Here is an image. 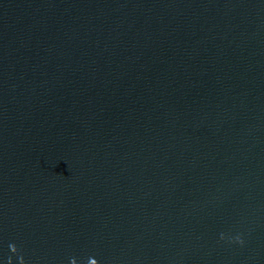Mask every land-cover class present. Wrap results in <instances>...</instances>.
<instances>
[{
	"label": "water",
	"instance_id": "95a60500",
	"mask_svg": "<svg viewBox=\"0 0 264 264\" xmlns=\"http://www.w3.org/2000/svg\"><path fill=\"white\" fill-rule=\"evenodd\" d=\"M189 264H264V159Z\"/></svg>",
	"mask_w": 264,
	"mask_h": 264
}]
</instances>
